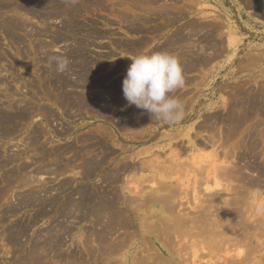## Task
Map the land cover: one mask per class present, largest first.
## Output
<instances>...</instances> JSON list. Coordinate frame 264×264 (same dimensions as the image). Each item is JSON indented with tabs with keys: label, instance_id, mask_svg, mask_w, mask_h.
I'll list each match as a JSON object with an SVG mask.
<instances>
[{
	"label": "bare ground",
	"instance_id": "6f19581e",
	"mask_svg": "<svg viewBox=\"0 0 264 264\" xmlns=\"http://www.w3.org/2000/svg\"><path fill=\"white\" fill-rule=\"evenodd\" d=\"M78 1L84 4V8L80 9L76 4L74 7L64 5V0H48L19 6L11 4L13 7L7 5L1 9L20 11L43 23L57 17L65 18L63 29L80 34L82 32L77 29L79 24L74 17L84 16L92 8L103 9L105 5L103 0ZM128 1L124 5L130 4L132 7L126 9L129 11L126 16L120 13L119 17L131 33L139 30L136 28L138 26H134L136 18H130V14L134 16L138 12H146L158 15L169 24L177 17L175 11L172 10L173 13L167 7L169 5L163 2L166 0ZM245 1L255 7L264 19V0ZM48 3L57 5V9L43 11L44 5ZM194 26H190L187 31L177 30L173 37L152 49L151 54L168 52L176 55L183 67L185 84L204 85L208 82L206 74L199 79L197 74V77H189L185 73L209 65L213 56L219 55V50H224L226 46L224 42H210L212 25L211 32L205 30L207 33L202 36L198 35L203 26ZM160 28L165 29L163 26ZM0 29L9 34L7 24L1 25ZM155 30L159 31V27ZM95 35L101 37L104 34L87 32L86 36ZM41 36H48V32L33 30L30 39L32 50L38 54L35 63L48 65L49 68L44 75L48 87L45 88V82L40 83V91L45 92L44 98L49 104L36 107L11 101L13 104H9L6 110H0L1 133H6V127L16 121L25 124L37 115L44 116L49 126L50 121L58 120L55 108L63 112L65 118L71 115L80 118L84 112L105 123L97 129L82 132L84 135H78L74 143L52 147L49 151L38 149L41 131L32 130L33 134L24 142L27 148L35 150L32 162L45 165L42 169H50L49 172L53 173L76 171L73 175L80 181L69 180L59 184L55 196L46 189H43L44 197L33 195L31 191L29 197L18 196L17 205L8 204L0 210L1 226L10 219H18L22 207L34 208V213L27 220H14L7 229L4 227L5 233L0 242L3 250L0 251L4 252L5 249L6 252H0V263L5 262L3 258H8V254H13L15 261L12 259L13 262L4 264H264V256L254 262L255 252L264 246V242L258 240L259 236H264V83L260 84L261 80H256L255 88L251 87L255 85L247 87L243 82L233 84L231 89L228 87L229 91L224 92L227 99L221 104L205 102L202 89L200 96L191 92H174L171 95L185 106L186 124L176 129L171 127L167 131L165 128L170 125L151 119L147 112L128 104L123 96L121 82L107 87L104 83L109 74L94 77L95 71L88 68L87 61L78 54L81 49L73 50L75 55L67 69L68 74H71L70 71L72 74L77 72L78 81L72 80L68 74L58 75L55 64L49 63V57L53 56L49 48L65 42L67 38L52 35L48 45L41 43ZM198 37H204L206 44H193ZM124 46L133 48L135 45L127 43ZM228 48L236 54L235 45L229 43ZM246 59V68H264V64H261L264 61L262 51L249 53ZM261 71L264 72V69ZM253 76L260 79L263 74ZM0 83H3L2 79ZM93 90L98 91L89 93ZM22 93L28 94L27 91L19 94ZM26 97L31 98L32 93ZM69 132L62 127L56 136L60 139ZM121 135L125 138H120ZM132 141H151V147L134 152ZM142 155H151V160L142 159ZM4 157L3 162L0 159V168L22 158L21 155L16 159L7 155ZM29 168L28 162V165L7 175L8 191L17 186L36 183V174L32 172L34 176H30ZM144 172H149L151 178H144ZM97 179L100 182L98 184ZM148 184H151L149 192L144 190ZM8 191L0 189V203H11L6 198ZM250 199H254L256 205L250 203ZM43 220L49 223L44 232L36 234V229H33ZM87 223L88 229L78 227L84 252H64L67 237L73 234L71 226ZM238 227L240 229L234 231ZM26 236L32 237L27 247L23 243ZM145 236L151 237V240ZM246 241L248 247L244 248L247 251L233 249L235 253L238 252L237 255L229 256L233 253L232 250L227 252L230 247H237ZM182 245V248H200L189 253L188 259L185 257L188 254L178 253ZM221 245L228 246L225 248L226 253H223L227 255L213 254L210 246L215 250L219 248L218 251ZM150 250L151 255L146 258L141 255ZM199 250L205 252L206 258L210 255V258L207 261L200 258ZM203 250H208V253Z\"/></svg>",
	"mask_w": 264,
	"mask_h": 264
},
{
	"label": "rangeland",
	"instance_id": "374dc122",
	"mask_svg": "<svg viewBox=\"0 0 264 264\" xmlns=\"http://www.w3.org/2000/svg\"><path fill=\"white\" fill-rule=\"evenodd\" d=\"M127 1L128 0H103V5H105L103 9L92 8L89 10L90 12H87V14L85 13L84 16L78 15L77 17H74L76 23L79 24L77 29H79V31L82 32L80 34H76V33L74 34L63 29V25L64 23H66L65 18L57 17L51 19V21L49 20L48 23L47 22L43 23L40 22L41 20H39L38 18H34L33 16L28 14H23L20 11L14 12L11 11L10 8L1 9L2 6H7V5L11 6V4L13 6H19L25 3L48 2V0H41V1L40 0H0V26L3 24H7L9 27V34H7L5 31L4 32L6 34L3 33L2 29H0V79L3 80V83H0V110H6V107L9 104H13L11 101H15L16 103H26L36 107L49 104L47 100H45L44 98L45 92L40 91V86H41L40 83L43 82L46 83V77L44 75L45 73H47L46 71L49 70V68L48 65L46 66L44 64L43 66H41L38 63L37 64L35 63L38 61L37 60L38 54L36 55L34 53V50H32L33 44L30 39V34L32 35L33 30L48 32V36L40 37L41 43L44 44L45 43L48 44V42H50L51 40L50 36L52 35H60L64 38H67L65 42L52 45V47L49 48L50 51L49 53L52 55L66 56L69 58L70 61H72L73 56L75 55L73 54V50L75 49L76 51V49L79 50L81 49L80 50L81 52H79L78 54L84 57V59L87 61L88 68L95 71L94 77H98V74L99 76H102L103 74H109V76L107 77L104 83V85L108 87L110 85L112 86V84L114 85L119 82L121 83L123 82V79L127 72V68L131 63V60L129 59L130 57H134L141 53L151 54L152 49H154L157 45L164 43L166 40H169L171 37H173L175 32L176 33L178 32L177 30L186 29L187 31L190 28V26L193 25H195L194 27L198 26V28L203 26V30L201 31V34H199L198 36L205 35V33H207L205 30H208L209 33L212 31L213 33H210L212 35V40L210 39V42L213 43L217 42V44H222V42H224L226 48L224 50H219L218 52L219 55L217 54L213 56L215 59L213 58L212 61L213 60L214 61L213 62L211 61L209 65L202 66L199 69L192 71L190 73L189 72L185 73V74H189V77H193V76L197 77L198 75L199 79L201 76L206 74V76H208V82H205L204 85L203 84L196 85L193 83L185 84L183 88L178 89L175 92L178 93L191 92L192 94H196L200 96L202 89L203 100L205 102L210 103L211 101H213L221 104L224 99H227L226 98L227 94L224 92L229 91L231 89L230 86L232 87L233 84L234 85H236V83L242 84L243 82L246 84L247 87H250L251 85H255L256 80L257 81L261 80L260 84L264 83V72L261 71L264 68L256 69L255 66L248 68L245 67V64L247 63L246 57L249 53L255 52L256 50H260L264 52V19L257 13V9L255 7L248 5L245 0H197V1L196 0L195 1L166 0L163 2H165L166 5H169L167 6L169 10L171 11L174 10L175 16H177L172 24H169L168 22L165 23L164 19L158 15L156 16V15L148 14L146 12H138L133 16L132 14L129 13L130 18H136L134 23L136 25L134 26L135 27L138 26L136 28H138L139 30L137 32H132V33L126 30V26L123 23V20L119 17L120 13H123L124 16H126V13L129 12L126 9L132 7L130 4L124 5V3ZM66 4L69 5L70 7L71 6L74 7V5L72 4L65 3L64 0V5ZM82 4L83 3H79L78 1V3H76L75 6H78L81 9L84 8L83 6L84 4L83 5ZM44 6L45 7H43L42 9L43 11H55L57 9V5L50 3ZM160 25L163 26V28H165L163 29L164 31L161 30L162 28H160L161 27ZM157 26L159 27V31L155 30ZM152 27H156V28H152ZM151 30H153L154 32H152ZM87 32L90 33L100 32L101 35L102 34L104 35L101 37L97 35L88 37L86 36ZM158 33L159 34L163 33V34L159 35ZM84 34L86 35L84 36ZM217 35L220 36L217 37ZM97 37L99 38L97 39ZM195 40L198 42L193 41V44L197 46L206 44V42L203 41L204 37L203 38L198 37ZM116 43H119L121 45L118 44L116 45ZM127 43L130 44V46H132L134 43L136 47L133 46V48L131 47L132 49L130 47H129L130 49L126 48L124 45ZM229 43L235 45L237 50L235 55L229 51L230 50L228 48ZM78 45L79 47L77 48ZM34 63L36 65H34ZM261 64H264V61L261 62ZM99 67H101V71ZM251 71L253 72L251 73ZM74 72L75 74H72L73 73L72 71H70L71 74H68L69 72L68 70H66L63 73L58 72V75L68 74L72 80L78 81V74H76L77 73L76 71ZM261 73L263 74V77L260 79L253 76V74H261ZM199 79L198 81H200ZM44 86H46L45 88H47L48 87L47 83ZM251 87L255 88L256 85ZM21 91L22 92L27 91L29 95L30 93H32V97L31 98L26 97V95L28 94H23V93L19 94L21 93ZM94 91H98V90H93L90 91L89 93H92ZM196 105L199 107L198 104ZM54 112L57 115L58 120L54 122L50 121L49 123H51L52 125L49 124V126L47 125L44 116L37 115V116H33L28 121V123L25 124L22 121H16L13 125H9L8 127H6V133L3 134L1 133V127H0L1 161L2 162L4 161L5 159L4 155H7V157L11 156L13 159H16L18 155H21L22 157L21 159H17L12 164H9L4 168H0V189H3V191H8L10 187L7 186L6 184V179L8 177L7 175H10L11 172H15L16 170L18 171V168L23 165H28V162L30 167L29 169H27L28 173H30V176H34L36 174L35 184L29 186L27 185L17 186L14 187V190L8 191L6 198H8L11 203L6 204L4 201L1 202L0 203L1 211L5 209L6 205L8 204H12L14 206L17 205L18 196L25 195L26 197H29L31 191H33V195L36 194L43 196L45 194V192H43V189H46L50 191L53 196H55L58 193L57 188L60 186L59 184L62 185L64 182H68L69 180L70 182L76 180L80 181L79 178H76L73 175L75 174L74 172L76 171L74 172L69 171L60 174L57 172L56 173L49 172L50 169H48L47 171L42 169L44 168L43 166L45 165L32 162V159L34 158L33 155L35 154V150H33L32 148H27L24 142L27 141L26 139L28 138V136L33 134L34 132V131L32 132L33 129L37 131H41L40 139L38 142V149L42 148L44 150L49 151L52 149V147L57 148L59 146H64L67 144L74 143L78 135L80 136L81 134L87 132L91 128L97 129L99 128V126H103L105 122L101 119H95L93 116H90L89 114H85L84 112L80 115L81 116L80 118L79 116L75 117L74 115L65 118L62 115L63 112H61L57 108L54 109ZM184 124H186V122H184L183 120V122L168 126L167 128H165V130L169 131L171 127H175L176 129L177 127L182 126ZM146 126L147 125L145 124V127ZM62 127L70 130V132L64 136H61V138L59 139L56 136V133L58 129L59 128L61 129ZM136 127L139 126L137 125ZM120 138L124 139L125 137L121 135ZM145 139H147V137ZM131 144L134 145V152H140L143 149L151 147V141L147 143L144 141H132ZM30 155L32 157L31 159H30ZM28 156L29 158H27ZM141 157L146 161L151 160V155H142ZM141 157H138V159ZM77 170L79 172V169ZM32 172L34 175L32 174ZM142 175H145L144 178H151V174L149 172H144L142 173ZM96 181L97 184L100 183L99 179H97ZM150 186L151 184L145 185L144 190L149 192L151 190ZM248 200L249 198L247 199V201ZM252 202L254 205H256L254 199H250V203ZM137 204H140V202H138ZM261 206H260V210H261ZM33 209L34 208L32 207H22V209L20 210L21 212L18 215V219L13 218L10 219V221L8 220L5 224H1L0 242L2 241V237L4 236L3 234L5 233V231H3L4 227L5 229H7L9 224L12 223L14 220H24V221L27 220L30 217V214L32 212L34 213ZM140 212L143 213V210H141ZM48 223L49 222L46 223L45 220H43L42 222H39V224L33 230L36 229L35 233L40 234L45 231ZM88 224L89 223L77 224V225L69 224L72 225L71 228L73 230L72 232L73 234L67 237L65 245L63 246L64 252L66 253L71 251L84 252L83 251L84 247L80 243V236L78 235L80 233L79 228L83 226L84 229H86L88 227L86 225ZM239 229L240 227L236 228L234 231H238ZM32 232L33 231H31V233ZM230 234H232V232ZM29 237L27 236L25 237L27 239V240L25 239L26 241L23 239V243L25 244V247H27L29 241L32 239L31 236ZM145 237L148 240H151V237L149 236H145ZM188 238L189 237L185 239ZM258 240L264 242V236H259ZM246 243H248V241L240 244L239 246L237 245V247L236 246L230 247L228 250L225 249L226 247L228 248V246L225 247L224 245H221L222 247H224V250L221 247L220 248L221 250L217 251V249L219 248H216L215 250V248L213 249V247L211 246L210 249H212L211 250L212 253L216 255H219L221 253L222 254L226 253V250L227 252L228 251L231 252L232 250L233 253L229 254V256H233V255H237L238 252L235 253V251L239 250L240 248L241 249L239 251H247V249L244 248L245 246L248 247ZM256 243L258 244V242ZM182 247L183 245L181 246V248ZM198 248L184 247L182 249H184L185 251H182L181 249V251H179L178 253H180L181 255L188 254L187 255L188 257L187 256L185 257L190 259L189 253L192 254L194 249H198ZM0 249L3 250L2 246H0ZM258 250L257 252H255L254 262H256L257 260H259L264 256V246H262ZM201 251L199 250V252ZM203 251H206L208 253V250H203ZM0 252L4 253L6 251L4 249V252L3 251ZM199 252H198V256H200V258L203 257V259H206V261L208 260L207 258H210V255H208L206 258L205 252H201L204 256H201L202 255L201 253L199 255ZM144 254L141 255L145 256L146 258L149 254L151 255V250L146 251ZM5 255H7V253H5ZM141 255L139 256L142 258ZM225 255L223 254L222 256ZM13 256H14L13 254L12 255L8 254L9 259L6 256V258H3L5 262H1L0 264H4L6 262L11 263L15 261V259H13ZM10 257H12L11 260Z\"/></svg>",
	"mask_w": 264,
	"mask_h": 264
},
{
	"label": "clouds",
	"instance_id": "9594fccd",
	"mask_svg": "<svg viewBox=\"0 0 264 264\" xmlns=\"http://www.w3.org/2000/svg\"><path fill=\"white\" fill-rule=\"evenodd\" d=\"M75 5L78 0H65ZM130 65L122 82L123 96L129 105L147 112L151 119L168 125L180 123L185 118V106L171 94L185 85V77L179 58L168 52L138 54L129 58ZM49 63L63 73L70 60L66 56L53 55Z\"/></svg>",
	"mask_w": 264,
	"mask_h": 264
}]
</instances>
